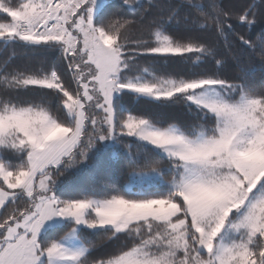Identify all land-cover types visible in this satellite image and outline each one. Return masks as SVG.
I'll use <instances>...</instances> for the list:
<instances>
[{
    "label": "snow or ice",
    "instance_id": "obj_1",
    "mask_svg": "<svg viewBox=\"0 0 264 264\" xmlns=\"http://www.w3.org/2000/svg\"><path fill=\"white\" fill-rule=\"evenodd\" d=\"M210 7L0 0V264H264V0Z\"/></svg>",
    "mask_w": 264,
    "mask_h": 264
},
{
    "label": "trees",
    "instance_id": "obj_2",
    "mask_svg": "<svg viewBox=\"0 0 264 264\" xmlns=\"http://www.w3.org/2000/svg\"><path fill=\"white\" fill-rule=\"evenodd\" d=\"M154 2L156 3H161V4H171L172 6H176L178 4L181 3V0H154ZM195 2H202L205 5V12H210L211 11V7L210 5L213 3V0H195ZM216 2L220 3L226 10H234L239 12L243 6H245L246 4H248L249 2H251V0H216ZM144 3H147V0H144ZM192 11L191 9H188L186 6L181 8V15H183L185 12H189ZM234 25L235 31L237 34L240 35H248L249 34V30L246 26L241 25L239 22L233 20L231 21ZM182 30V29H180ZM178 30V31H180ZM259 31V28L256 29V32ZM256 32L251 33L252 38L255 39V35ZM205 39H207V41L209 43L215 44L221 53L227 54L225 51V47H224V41L222 40V38L217 37L213 32H205L202 34ZM229 41H231L233 44H237L238 46V42L234 39L233 36H229ZM11 49H7L4 50L2 48H0V64H3L4 60L7 59L10 55H11ZM17 52L19 53V49H17ZM25 59L23 57L18 56L13 62L12 65L10 66H22L25 63ZM145 61H141V63H144ZM167 70H178V65L172 64V65H166L164 66ZM257 75H259L257 73ZM170 114H177L176 112L170 113ZM120 164H117V167H120ZM99 239V238H97Z\"/></svg>",
    "mask_w": 264,
    "mask_h": 264
}]
</instances>
